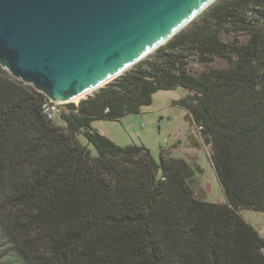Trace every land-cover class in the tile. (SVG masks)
Here are the masks:
<instances>
[{
	"label": "trees",
	"instance_id": "obj_1",
	"mask_svg": "<svg viewBox=\"0 0 264 264\" xmlns=\"http://www.w3.org/2000/svg\"><path fill=\"white\" fill-rule=\"evenodd\" d=\"M218 60L227 66L209 67ZM177 89L226 203L197 197L202 170L173 157L178 144L157 162L92 127ZM45 100L0 66V264H264V238L241 215L264 214V0H218L93 97L67 104L63 125L43 114Z\"/></svg>",
	"mask_w": 264,
	"mask_h": 264
},
{
	"label": "water",
	"instance_id": "obj_2",
	"mask_svg": "<svg viewBox=\"0 0 264 264\" xmlns=\"http://www.w3.org/2000/svg\"><path fill=\"white\" fill-rule=\"evenodd\" d=\"M217 1L0 0V66L54 102L73 104L167 45Z\"/></svg>",
	"mask_w": 264,
	"mask_h": 264
},
{
	"label": "rangeland",
	"instance_id": "obj_3",
	"mask_svg": "<svg viewBox=\"0 0 264 264\" xmlns=\"http://www.w3.org/2000/svg\"><path fill=\"white\" fill-rule=\"evenodd\" d=\"M226 66L225 61L218 60L209 67L222 69ZM190 67L196 73H201L207 68L197 63H193ZM186 95L183 89L160 91L154 95L153 104L142 108L140 114L127 116L119 122L95 121L92 127L110 140L113 139L112 141L119 146H146L151 150L157 162L160 160L161 148H169L178 144V147L173 150V157L183 158L202 170L197 174V183L194 187L197 197L210 203H226L225 194L211 160L210 148L203 144L198 131L191 127L186 119L187 112L174 104ZM79 103L73 104L78 105ZM65 112L68 113L67 108ZM61 124L64 123L61 122ZM78 137L81 143L89 147L95 155V150L84 136L79 135ZM190 137L195 138L201 146L193 147ZM241 215L264 238V214L243 210Z\"/></svg>",
	"mask_w": 264,
	"mask_h": 264
},
{
	"label": "built area",
	"instance_id": "obj_4",
	"mask_svg": "<svg viewBox=\"0 0 264 264\" xmlns=\"http://www.w3.org/2000/svg\"><path fill=\"white\" fill-rule=\"evenodd\" d=\"M66 104L56 103L53 100L46 97L45 102L42 105L43 114L50 120L59 125L62 122V115L65 112Z\"/></svg>",
	"mask_w": 264,
	"mask_h": 264
},
{
	"label": "bare ground",
	"instance_id": "obj_5",
	"mask_svg": "<svg viewBox=\"0 0 264 264\" xmlns=\"http://www.w3.org/2000/svg\"><path fill=\"white\" fill-rule=\"evenodd\" d=\"M84 97H85V95L76 97V98L70 100V102L79 103Z\"/></svg>",
	"mask_w": 264,
	"mask_h": 264
},
{
	"label": "crops",
	"instance_id": "obj_6",
	"mask_svg": "<svg viewBox=\"0 0 264 264\" xmlns=\"http://www.w3.org/2000/svg\"><path fill=\"white\" fill-rule=\"evenodd\" d=\"M113 140V139H112ZM114 141V140H113Z\"/></svg>",
	"mask_w": 264,
	"mask_h": 264
}]
</instances>
